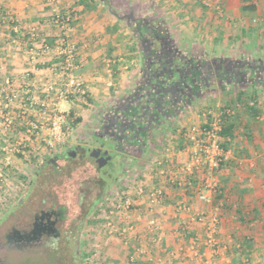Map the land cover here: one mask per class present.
<instances>
[{"label": "rangeland", "instance_id": "374dc122", "mask_svg": "<svg viewBox=\"0 0 264 264\" xmlns=\"http://www.w3.org/2000/svg\"><path fill=\"white\" fill-rule=\"evenodd\" d=\"M54 2L59 4L58 0ZM251 3L256 5V10L242 13V0H113L110 9L115 10L116 15L112 13V19L120 24L118 43L123 45L125 39L135 38L138 42L136 57L130 55L121 62H113L116 56L112 52L106 57L111 61L103 62L106 67L102 65L98 74L85 77L80 71L76 46L78 67L74 75L83 82L82 88L88 97L71 90L66 99L58 98L57 91L64 90L67 82L60 63V88L41 97L52 103L43 104L46 119L39 122L38 115L27 111L20 112V123L15 117L10 126L3 121L5 139L0 140L2 242H5V232L20 218L25 204L20 206V200H26L28 195L37 201H41L43 191L59 195L61 202L68 205L73 220V232L68 241L72 246L66 254L4 250L0 251V257L5 264H264V79H261L264 0H251ZM65 12L72 15V29V8ZM125 16L131 21L126 23ZM153 22L160 31L165 29L170 45L173 44L180 55L201 60L205 73L217 75L212 73L200 97L180 116L158 124L161 129L148 128L151 132L146 148H138L127 156L125 165L114 159L107 167L104 181L98 180L97 164L91 158L58 159L57 168H61L58 171L48 161L76 144L93 146L96 140L90 138L126 105L135 91L144 55L152 53L149 40L141 46L142 37L149 34L157 40L151 34ZM57 27L61 37L62 30ZM70 40L74 43L71 34ZM122 45L117 47L120 56L130 52L128 45ZM159 47L157 40L154 49L158 52ZM125 65L128 68L121 69L120 73L118 68ZM103 69L113 71L105 81H97L100 85H94L96 89L92 90L94 79L90 78L99 73L104 75ZM256 75L260 77L258 83L254 82ZM253 88L257 90L261 109L257 116L251 115L237 100L244 90L243 101L252 104ZM14 91L18 94L16 101H20V93ZM36 100L33 96L27 98L29 109H37ZM226 102L239 115V124L235 136L227 139L229 158L215 172L220 189L214 202L205 204L197 197L198 186L203 182L201 173L192 175L195 187L188 188L173 182L169 172H182L188 160L185 149L189 134L198 133L208 114L218 116ZM11 114L14 115L13 111ZM53 116L62 121L61 142H55L50 135L49 118ZM110 155L116 157L115 152ZM162 170H166L164 175L160 173ZM36 171L40 174L35 177ZM30 183H34L31 189ZM152 187H161L166 192L159 203H151L145 195L139 194L141 188ZM221 191L224 196L220 198ZM126 198L131 199V207L118 208ZM181 204L190 207L191 212H204L205 220L191 221L189 228L183 231L181 221L189 212H177ZM213 214H218L220 219L215 234L216 247L209 244L207 238V221ZM88 218L94 222L89 223ZM152 221L155 223L151 224ZM239 256L241 261H238Z\"/></svg>", "mask_w": 264, "mask_h": 264}, {"label": "flooded vegetation", "instance_id": "af4514ba", "mask_svg": "<svg viewBox=\"0 0 264 264\" xmlns=\"http://www.w3.org/2000/svg\"><path fill=\"white\" fill-rule=\"evenodd\" d=\"M143 49L145 52L146 45ZM163 53H145L139 84L126 105L120 107L110 121L94 133V138L89 137L91 141L96 140L93 146L76 144L55 154L48 164L51 163L60 171L61 168H57L56 164L58 159L91 158L97 164L98 180L102 182L106 179L107 167L114 159L125 165L127 156L138 151V148L147 147V138L151 132L149 127L161 129L158 124L174 120L195 103L202 89L208 86L213 72L205 73L201 60L170 50L169 53L165 50ZM263 71L264 68L261 69ZM254 79L259 80L260 77L256 75ZM111 152H115V158L110 155ZM38 174L40 171L35 172V177ZM33 184L30 183L29 189ZM43 193L41 201L31 195L26 200H20V206L25 202L24 208L21 209L17 224L5 232V242L0 239V251L66 254V250L71 248V241H68L73 232V220L68 205L61 202L60 196L53 192ZM5 263L0 257V264Z\"/></svg>", "mask_w": 264, "mask_h": 264}, {"label": "crops", "instance_id": "0c3cea01", "mask_svg": "<svg viewBox=\"0 0 264 264\" xmlns=\"http://www.w3.org/2000/svg\"><path fill=\"white\" fill-rule=\"evenodd\" d=\"M58 2L59 4L54 0H0V85L10 81L12 89L20 93V101H16L11 107L13 117L19 123L20 112L27 111L38 115V121L42 122L41 120L45 118L43 114L46 112V109L42 111L43 104L52 103L46 102L41 97L49 96L51 92L58 90L60 88L58 85L62 83L60 82L62 75L58 72L62 58L58 53L60 30L54 22L56 8H61L64 12L72 8L74 25L70 34L78 49V61L83 76L98 74L100 66L106 67L103 62L111 61V58L106 57L112 52L116 56L113 62H121L125 58H130V55L137 54L135 45L138 42L135 38L125 39L123 45L118 43L120 24L112 19L114 15L102 2L98 0H58ZM32 28L36 29V37L31 34ZM44 40L52 45V50L48 53L41 52ZM120 45H128L130 52L126 51L124 56H120L117 48ZM114 67L116 66H112ZM127 68L128 66L125 65L118 69L121 73V69ZM111 71L113 69H103L101 72L104 75L99 73V76H92L90 79L94 80L91 82V89L95 90L94 85H100L97 81H105ZM262 74L264 79V71ZM108 84L111 86L112 82ZM32 96L37 99V109H29L27 106L26 100ZM3 102L4 96L0 93V140L5 137L2 128ZM241 186L243 187V184Z\"/></svg>", "mask_w": 264, "mask_h": 264}, {"label": "built area", "instance_id": "2783aa9c", "mask_svg": "<svg viewBox=\"0 0 264 264\" xmlns=\"http://www.w3.org/2000/svg\"><path fill=\"white\" fill-rule=\"evenodd\" d=\"M55 23L61 28L62 35L59 38L58 53L62 58V64L60 69L62 74L67 78L64 90H58V98L66 99L68 93L76 91L78 93L85 94V90L82 88V83L77 76L74 75V71L77 69L76 58V45L70 40V30L72 24V15L69 12H55ZM31 34L36 37V29L32 28ZM52 50V45L44 40L41 47V52L48 53ZM0 93L4 96L3 102V119L7 126L13 123L14 117L11 114V107L17 100L18 94L12 89L11 82L7 81L5 84L0 85ZM50 122V135L55 142H61L63 140V125L62 121L56 116L49 118ZM35 126V124H33ZM42 127V126H41ZM35 128H38L36 125ZM220 118L216 116L211 124V128L197 131L198 133L189 134L188 145L186 151L188 153V160L182 166L181 171L169 172L171 173L170 179L173 182H178L180 186L194 188L195 183L193 174L201 173L202 181L198 186V200L205 204H212L214 197L218 193L220 186L219 180L215 176V172L222 166V162H226L229 158V150H225L221 146L222 139L219 135ZM167 172V174H168ZM161 175L166 173V170H162ZM166 176V175H165ZM139 194L145 195L151 203H159L163 197L166 196V192L161 187L141 188ZM132 205L130 198L123 200L122 204H118V208L129 209ZM187 211L189 214L183 217L181 221L182 230L188 229V224L196 219L205 220L204 212H191V208L186 204H181L177 207V212ZM219 215L213 214L207 221V238L208 243L212 246L216 245L215 234L217 233L219 224ZM155 222L152 221L151 224ZM131 229V228H130ZM125 229H122V233H125ZM120 232V233H121ZM216 247V246H215ZM141 251V250H140ZM216 252V248L214 249ZM197 255V252L195 253Z\"/></svg>", "mask_w": 264, "mask_h": 264}, {"label": "trees", "instance_id": "16d2710c", "mask_svg": "<svg viewBox=\"0 0 264 264\" xmlns=\"http://www.w3.org/2000/svg\"><path fill=\"white\" fill-rule=\"evenodd\" d=\"M98 1L102 2L103 4H105L106 7L111 11L110 8L113 7V0H98ZM243 2H244V4L241 7V11L243 13L253 12V11L256 10V5L251 3V0H243ZM112 13H114L116 15L115 10ZM125 20H126V23L131 21L129 16H125L124 17V21ZM152 24H153V29H152V33L151 34L153 36L152 35L151 36L154 37L155 39L159 40L160 47H159L158 52L154 49L155 41H157V40H153L152 38H150V36H148L149 34L144 36L145 38L142 37V42H143L142 44H144V42L146 40H149V42H148V43H150L149 47L152 49V53H150V54L161 55V54H164L163 53L164 50L167 53H169V50L170 51H174L175 53H177L178 52L177 48H175L173 46V44L170 45V43H169L170 40L168 38L169 35L166 36L167 32H165V29H161V31H160V29L157 26H155L156 24L154 22ZM142 44H141V46H143ZM258 81L259 80L254 79L255 83H258ZM84 95H85V97H88V94L85 93ZM244 96H245V91L241 90L240 93L238 94L237 100L240 101V103H243L244 109L246 111H248L253 116H257L261 112V109L259 107L260 104H259V101L257 99V90H255L253 88V94L251 96L252 104H248V103L246 104L243 101L244 100ZM238 117H239V115L237 114V112H235L234 108L231 107V104L226 102V104H224V106L222 108V111L219 114L220 126H221V129L219 131V135H220L221 139L223 140L221 142V146L225 150H228V141H227V139H231L233 136H235V131H236L237 126L239 124ZM213 120H214V117L211 114H208L207 120H206V122H204L202 124L201 129L202 130L210 129ZM181 146H183V144H181ZM225 163L226 162H222L221 165L223 166ZM222 196H224V194L221 191V193L218 195V197L221 198ZM88 222L92 223L94 221H92L91 219L88 218ZM80 256L82 257V256H84V254H80ZM241 259H242V257L239 256L238 261H241Z\"/></svg>", "mask_w": 264, "mask_h": 264}, {"label": "water", "instance_id": "95a60500", "mask_svg": "<svg viewBox=\"0 0 264 264\" xmlns=\"http://www.w3.org/2000/svg\"><path fill=\"white\" fill-rule=\"evenodd\" d=\"M101 165H102V163H101Z\"/></svg>", "mask_w": 264, "mask_h": 264}]
</instances>
